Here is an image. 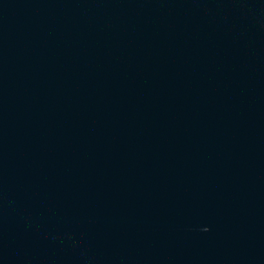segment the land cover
Instances as JSON below:
<instances>
[{
	"label": "water",
	"instance_id": "1",
	"mask_svg": "<svg viewBox=\"0 0 264 264\" xmlns=\"http://www.w3.org/2000/svg\"><path fill=\"white\" fill-rule=\"evenodd\" d=\"M0 264H264V0H0Z\"/></svg>",
	"mask_w": 264,
	"mask_h": 264
}]
</instances>
